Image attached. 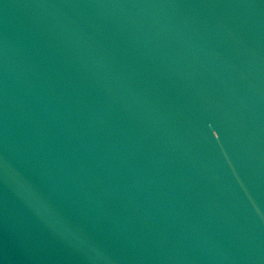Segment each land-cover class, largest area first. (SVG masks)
<instances>
[{
  "label": "water",
  "instance_id": "obj_1",
  "mask_svg": "<svg viewBox=\"0 0 264 264\" xmlns=\"http://www.w3.org/2000/svg\"><path fill=\"white\" fill-rule=\"evenodd\" d=\"M0 264H264V0H0Z\"/></svg>",
  "mask_w": 264,
  "mask_h": 264
}]
</instances>
